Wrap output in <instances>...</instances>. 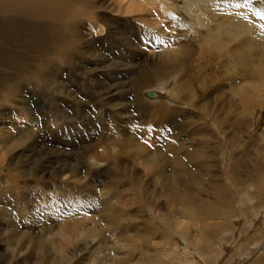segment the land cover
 <instances>
[{
  "label": "rangeland",
  "instance_id": "obj_1",
  "mask_svg": "<svg viewBox=\"0 0 264 264\" xmlns=\"http://www.w3.org/2000/svg\"><path fill=\"white\" fill-rule=\"evenodd\" d=\"M133 1L137 11L128 13L125 1L85 0L87 4L103 7L104 13L96 16L100 31L97 30L99 27H94L96 10L88 8L81 11L74 3L67 4L61 16L65 22L63 32L50 35L61 40L57 41L51 56L41 55L35 47L33 51L29 49L32 42L27 39L22 42L11 37L10 33L14 34L17 29L8 31L9 37L0 40V51L38 61L37 69L22 75L21 71L18 74L12 69L0 68V79L12 80L10 85L0 87V90L9 88L0 99V264H137L140 258L144 259V264H191L192 260L198 264H202V260L212 264L217 251L220 252L218 245L230 242L219 240V236L226 229L234 230L233 234L237 235L235 228L238 225L242 227V213L246 221L248 215L253 214V211L245 209L248 204L243 197H231L235 216L230 214L227 216L230 219L226 220L235 224V228L227 227L225 219H209L207 224L216 230L208 241H203L199 228L205 224L199 214L185 221L177 214L182 212V207L165 206V197L157 198L162 189L160 184L170 178L161 167L171 166L176 150L180 157L196 158L190 167L195 174L198 172V178L204 176L206 182L215 179L213 176L219 163L214 158H218L219 152L222 154L219 157L222 167L232 156L246 153L242 170L258 177L257 165L264 164V111L257 109L246 114L249 131L244 125L247 133H243L238 144L232 147L227 146L226 136L232 137L234 133L227 125L220 130L221 137L213 134L206 138L195 132L194 124L188 128L183 126L185 122L195 121L189 115L200 114L193 107L198 102L204 101V105L210 102L211 108L218 109L224 104L226 111L230 110V105L220 101L224 98L223 87L218 90V84L221 77L235 78L247 71L242 63L251 55L247 50L251 43H242V53L233 54L232 60L228 56L221 58L220 68L215 66L216 60L211 53L202 51L208 67L195 59L194 70L207 72L204 76H207L206 83L210 81V87L205 92L203 81L193 78L181 90L180 97L185 99L181 100L187 103L186 107L179 108L160 101L151 103L146 97L147 93L158 88L168 92V83L173 84L168 94H178L179 90L174 85L185 74L180 67L184 66L181 58L168 65L158 63L157 58L159 50L163 52L169 48L177 51L179 41L190 39L184 36L189 24H193V28L198 26V21L207 24L209 31L204 28L200 34L206 36L215 32L225 15L238 13L249 25V22L259 20L264 23L261 19L264 0H157V4L151 5L142 3V0ZM75 3L80 2L77 0ZM180 24L184 28H179ZM254 29L258 57L264 52L260 47L261 43L264 44V27L255 24ZM6 40L9 43L4 42ZM192 49L196 50L195 47ZM152 54L155 55L151 57ZM225 94L231 95V92L227 89ZM236 113L231 116H236ZM184 115L188 118L185 119ZM206 140L209 144L205 143ZM217 142H222L223 148L230 150L222 153ZM164 160L168 164L171 162L165 165ZM205 163L212 166L211 174L207 172V176L203 167ZM6 166L14 170L10 171ZM5 178L11 182L7 183L8 186L3 182ZM227 184L225 186L230 188V192H245L248 198L257 190L251 182L241 189H232L229 181ZM7 187L13 189L11 195L3 193ZM207 187L208 191L199 199L204 203H217L220 200L218 192L212 186ZM193 192L196 193L195 190ZM109 198L110 201L107 200ZM101 205L111 211L124 207V215L127 216L137 213V217L129 222L133 225L130 230L135 231L136 227L140 231L146 229L154 237L148 244H138V249L134 248V255L139 258L132 263L125 260L129 255L125 256L126 250L120 249L121 244L117 246L115 242L120 230L111 234L114 227L105 219L116 215L106 210L101 212L102 209L98 208ZM259 211L264 213V208ZM171 213L172 220L168 226L166 217ZM240 216L241 219L235 220ZM73 221L83 225L69 238V244L64 243L68 246H64L61 240L64 233L57 232L58 226L71 225ZM50 223L55 227L52 234L47 228H40L48 227ZM30 225L35 231L41 230L32 245L16 242L15 238L28 232L26 227ZM171 227L169 237L160 236L159 233ZM87 228L97 235L100 229L110 228L111 231L107 234L102 232L98 238L88 237L85 236ZM184 228H189V232L183 234ZM262 243L264 237L255 248L249 245L240 250L236 249L237 245L233 246L235 249L227 245L218 262L235 264L250 248L254 250L253 256L244 259L243 264H264ZM13 250L15 254L11 256Z\"/></svg>",
  "mask_w": 264,
  "mask_h": 264
},
{
  "label": "bare ground",
  "instance_id": "obj_2",
  "mask_svg": "<svg viewBox=\"0 0 264 264\" xmlns=\"http://www.w3.org/2000/svg\"><path fill=\"white\" fill-rule=\"evenodd\" d=\"M76 1L77 0H0V40L3 37H6V36H7L6 38L9 37L8 31L17 29L16 32L14 31V34L13 32L10 33L12 34L11 37L16 38V39L18 38L22 42L25 41V39H27L28 41H31L32 42L31 44L28 43L29 49L33 51V47H35V49H38L39 52L41 51L40 53L41 55H44L47 57L48 55H50V53L52 54L57 43L61 41L60 39L51 37L50 35H58L63 32V26L65 22L64 20H61V16L67 7L66 5L71 4V3H74L78 7L77 9H81V11H84V9H88V8L96 10V12L93 15L94 22H95L94 27L96 28L99 27V29L97 30L100 31V23L98 22V18L96 16L100 15L101 12L102 14L104 13V11H102L103 7L101 5L99 6L94 3L87 4L85 0H78V2H80L79 4L75 3ZM118 1L126 2L125 9L128 13L137 11V5L135 4V1L133 0H118ZM142 3H146L147 5L157 4V0H142ZM118 7H121V6H118ZM78 13H81V12L78 11ZM242 19L244 18H241V15L238 13L236 15H225L223 19H221L220 22H218L219 25H217L215 32L210 35L206 34V36H201L200 34L203 33L202 29L206 28L208 30L207 24H201L198 21L197 23L198 26L194 28L192 26L193 24H189L188 26L189 29L186 30V32L184 33V36L186 35V37H190V39L192 37V39L190 40L187 38L186 41H182V40L179 41L177 45V48L178 47L179 48L177 51L164 47L165 50L163 52L159 50L158 58H157L158 63L162 65H166V64L168 65L170 64V62L179 60V57L181 58L180 61L184 66H180V67L183 68V72H185V74L182 77L180 76V78L177 80L176 84L174 85V87H176L179 90L178 94L176 95L173 93H172L173 95L168 94V92L171 89V86L173 85L171 83H168L166 85L167 88L169 89L168 92L165 91L164 88H163L164 90L162 88L161 89L158 88V89H154V91H150L149 93H147V94H152L153 95L152 98L146 94L147 95L146 100L150 101L151 103H154L155 101L157 102L160 101V102H165L169 105L174 104L176 106H179V108H184L186 107L185 105H187V103L181 100L183 99L180 97L182 93L181 90L183 91L193 78L197 77L199 81H203L202 87L205 89V92H207L206 89L208 90L210 87L209 86L210 81L208 80L209 83H206L207 76H204V74L207 72L204 73L203 71H200V70H194L196 68L195 64L193 63L195 62L194 60L196 59L200 61V63L203 62L204 65L208 67V63L203 60L205 56L203 54L204 52L205 53L209 52L211 53L210 55H212L216 60L215 66L220 68L219 61L221 60V58L228 56V59L232 60L233 54L242 53L241 44L244 42H250L251 47H249L247 50L250 51L251 55L248 53L249 54V56L247 57L248 60L242 63L243 67L248 68L247 71H244L241 76H238L235 78L232 77L229 79H225L221 77L220 84H218L219 85L218 90H220V88L223 87L222 97L224 96V98H221L220 101L223 100L226 104L230 105V107H228L230 110L226 111V107H224V104L222 108H219V109L211 108V104L209 105L210 102L208 103V105L206 104L204 105L203 104L204 101L201 100L203 103L198 102L196 103L197 104L196 106H193L200 114L198 116H193L192 114L189 115V117L195 119V121L194 122L188 121L183 124V126L186 128L194 124V126H196V128H194L195 132L200 137H203V138H206L207 136L211 137L213 134L220 136V130L223 129L224 125H227L230 131L234 133V135L232 134V137L226 136V139L228 140L227 146H231V147L233 145L236 146L235 143L238 144L237 142H239L240 138L243 137L242 136L243 133L246 132L245 129L243 128L244 125L245 126L247 125L248 131H249V119L246 118V114H249L250 111L252 112L257 109L264 111V52L260 56L257 57L258 53L255 47L257 46L256 45L257 43H256L255 29H254L255 24H258L259 26L264 27V23L262 21L260 22V20L257 21L256 23L249 22L252 25L251 26L248 24V22L242 21ZM186 26L187 25H185V27ZM180 27H183V26H181L180 24L179 28ZM5 29H8V30H5ZM4 42L9 43L7 42V40ZM154 47L155 46H153L152 48L153 50L155 49ZM193 47H195L196 50L192 49ZM260 47L264 49V44L261 43ZM202 51L204 52L202 53ZM254 51L255 53L252 54V52ZM155 54H152L151 57L154 56ZM30 59L28 60V59L20 58L18 54L16 55V54L0 51V68L1 69H12L15 73H18V72L20 73L21 71L22 72L21 75L24 72L29 73L28 70H30V73H31L35 70L36 68L35 65L38 63V61L36 59L35 60H30ZM160 60H163V61L160 62ZM152 61H153V58L151 62ZM194 71H196L197 74H195ZM11 83H12L11 79L2 78V77L0 79V87H3L4 84L10 85ZM218 85H215V86H218ZM4 86H7V85H4ZM211 86H213V84ZM227 89L229 90V92H231V95L229 94L226 96L225 90ZM8 91H9V88H6L5 90L1 88L0 99H3L4 96L6 95V92ZM192 96H195V94ZM205 101L206 103L208 102L207 100ZM176 112L180 113L179 111H176ZM234 112H237L236 113L237 118H235L236 116L234 117L231 116V114L232 113L234 114ZM184 118L186 119L188 117L186 116ZM236 119H240V120H236ZM221 133L223 135L224 131H222ZM114 143H117V142H114ZM127 143H130V142H127ZM205 143L209 144L207 140L205 141ZM216 144L219 145L220 149L222 150V153L223 151L228 150V149L225 150V148H223L224 144L222 142H219V143L217 142ZM210 150H212L211 147H210ZM177 151L178 150H176V153ZM176 153L173 154L175 156H174V159L171 160L172 162L168 161L169 164L171 162L170 167H165V166L161 167L162 170L167 171L171 179L169 178L160 184L159 188H162L164 191L161 189L160 190L161 192H159L160 194L157 191L155 192L159 194L157 198L158 197L161 198V196L165 197V200H166V204L164 203L165 206L167 205V206H172V207H176V206L182 207L183 208L182 212L177 213V214H179L183 220L186 221L195 214H199L200 220L204 219L205 225L202 226L203 228H199L200 229L199 235L201 237V240L208 241L209 237H211L212 235V232L216 230V228H212L210 225L207 224V222H209V219L219 218L221 220L222 219L226 220L228 218L227 216H229L230 214L232 215V217L235 216L233 215L235 213L233 210L234 208L231 205V200H230L231 197L232 198L236 196H239V198L240 196L241 198L243 197L248 204V206L245 207V209L253 211V214H251L252 219H251V216L248 215V220L246 221V216L244 215V213H242V216H243L242 219H241V216L240 218L235 219V220L241 219L242 223L240 226L242 227L240 228H239V225L237 226V228H235L234 227L235 224L231 223L230 221H227L230 218L226 220L228 222L227 227H231V229L235 228V231H237L238 234L234 235L233 234L234 230L226 229V231L219 236L218 238L219 240L222 241L223 239L224 240L227 239V240H230V242L226 241L224 246L222 244L218 245L220 252L217 251L218 255H215L216 258L213 261L214 263L212 264H220V262L218 261L220 260V256L223 253V249H226L227 247L225 246L227 245H229V247H233L234 245H237L236 249H240V250L242 249L244 250V247H247L249 245H253L252 247L254 248L257 247L258 244L256 243L260 242V240L263 239L264 237V217H263L264 213L262 211H259L260 208L262 207L264 208V170H263L264 164L259 163L257 165V169L255 171L258 170L259 175L258 177H253L252 173H248L249 171L245 172L244 170H242V165L246 157V153L243 152L237 156H232L230 159H228L229 161L228 164L222 167L221 158H219V157H222V154H219L220 153L219 152L218 158H214V160H218V163H219L218 168H216L217 172H214L215 175L213 177H215V179L212 181L206 182L204 181L205 179H203L204 176H202V178L201 177L198 178V175H197L198 172L195 174L192 168L190 167L191 163L196 162L195 161L196 158L192 160L191 158L189 159V158H185L182 156L180 157V154L179 153L176 154ZM165 161L166 160H164V162ZM166 163L167 162H165V165ZM203 167H204L205 174L207 176V172L208 173L211 172L210 168H212V166L211 167L207 166L205 163ZM7 169L10 171L14 170V168H11V167H7ZM10 171L9 173H11ZM181 173L183 174V178H182ZM193 176H195L194 179H193ZM178 177H181V179H178ZM3 180H4L3 182L5 183V185H7V183L10 182V180L8 181V179L6 178ZM227 181H229L230 183L229 186L232 189H236V187L241 189L242 186L244 187L247 185V182H251L255 185L257 190H254V192L251 193L250 198H248L247 196L249 195L245 192H239V193L230 192L229 191L230 188L225 186V185H228ZM153 183L156 184V182H153ZM208 185L214 187L216 192H218L220 200L217 203L216 202L204 203V201H201L199 199L202 193H205L208 191L209 189V187H207ZM249 188H253V187H249ZM191 189H193V191L195 190L196 193L193 192ZM11 190L13 189L10 187L9 188L7 187V189H5L3 193L6 195L7 194L11 195L10 194L12 193ZM107 200L110 201V198ZM156 202H158V200ZM261 202H263L262 207H261ZM149 205L151 207L153 206V204L151 205V203ZM158 205L159 204L157 203L156 209L158 208ZM98 208L102 209L101 212L106 210V212L114 213V215H116V217H113V218H109L108 216L105 218L106 221H111L110 225L114 227V229L112 231L110 228H107V230L100 229L99 234L97 235V232H94L93 230H91V228H87L85 230V236H88V237L91 236V237L98 238L100 237L102 232L103 234L104 232H106L107 234L108 232L111 231L110 233L112 234L118 229L120 230V233L117 236L118 238L115 240V242H117V246H118V243L119 245L121 244L122 247H120V249L126 250L125 256L129 255V257L126 258L125 260L129 263L130 262L132 263L134 259H138L139 257L135 256L136 254H135L134 248L138 249V246H139L138 244H144V245L148 244L151 240H154V237L146 229L140 231L136 227L134 228L135 231L130 230L133 225L132 223H129V222L134 220L135 217H137L136 215L137 213L134 212L135 214H132L130 216L124 215V211L126 209L124 207L122 209L114 208L113 211H111L112 209L110 210V208L104 207V205H101ZM1 209L3 208L1 207ZM71 212L72 211H69V213ZM171 215L172 213L168 214V216L166 217L168 218V221H167L168 226H170V224L168 223L172 220ZM24 221H27V220H24ZM51 225L52 224L50 223L48 227L44 225V226H40V228L41 229L44 228L45 230L47 228L49 230L48 233L52 234L51 232H53L55 227L54 226L52 227ZM82 225L83 224H81L80 222L73 221L71 225L58 226L59 229L57 230V232L64 233L61 237L62 244L64 243L69 244V241L71 242L69 238L72 237L78 231V227L80 226L82 227ZM26 228L28 229V232L22 233V235L19 238L18 237L15 238V241L18 243L23 241L24 245H27L29 243H31L32 245V242L36 240L37 235L40 233L39 231L41 230L35 231L31 225L27 226ZM67 228H71V229L74 228L75 230L69 231ZM44 229L42 231L45 232ZM171 229L172 227L169 228L168 231L161 232L162 235L161 233H159L160 236L164 238L169 237L170 233L172 232ZM174 229H177V228L175 227ZM189 230H190L189 228H184V230L181 232H183V234H186L187 232H189ZM250 232L251 234H248ZM72 243H73V239H72ZM262 245L263 246L261 247L264 249V243H262ZM64 246H68V245L64 244ZM156 247H153V248H156ZM233 249L235 248L233 247ZM18 251H19L18 252L19 254L20 250ZM62 251L63 250H61V252ZM225 252L226 250L224 251V253ZM245 252H247L246 254H244L245 256L237 260L235 264H243L244 259L247 260L249 257L253 256L252 254L254 253V250L247 248ZM10 254L11 256L15 254V250L11 251ZM142 255H140V257H142ZM231 258L232 257H230V259ZM136 263L144 264V259L140 258V260H138ZM161 263L159 262V264ZM206 263H205V260L204 262L202 260V264H206ZM191 264H198V263L192 260Z\"/></svg>",
  "mask_w": 264,
  "mask_h": 264
},
{
  "label": "water",
  "instance_id": "obj_3",
  "mask_svg": "<svg viewBox=\"0 0 264 264\" xmlns=\"http://www.w3.org/2000/svg\"><path fill=\"white\" fill-rule=\"evenodd\" d=\"M148 96H149V97H151V98L153 97V95H152V94H149Z\"/></svg>",
  "mask_w": 264,
  "mask_h": 264
},
{
  "label": "snow or ice",
  "instance_id": "obj_4",
  "mask_svg": "<svg viewBox=\"0 0 264 264\" xmlns=\"http://www.w3.org/2000/svg\"><path fill=\"white\" fill-rule=\"evenodd\" d=\"M261 19H264V15H261Z\"/></svg>",
  "mask_w": 264,
  "mask_h": 264
}]
</instances>
